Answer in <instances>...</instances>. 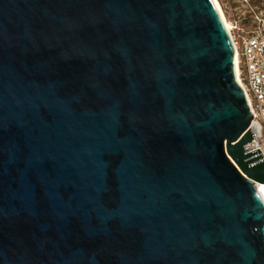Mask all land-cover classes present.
<instances>
[{"label": "water", "instance_id": "obj_1", "mask_svg": "<svg viewBox=\"0 0 264 264\" xmlns=\"http://www.w3.org/2000/svg\"><path fill=\"white\" fill-rule=\"evenodd\" d=\"M214 0H0V264H264V157Z\"/></svg>", "mask_w": 264, "mask_h": 264}, {"label": "built area", "instance_id": "obj_2", "mask_svg": "<svg viewBox=\"0 0 264 264\" xmlns=\"http://www.w3.org/2000/svg\"><path fill=\"white\" fill-rule=\"evenodd\" d=\"M234 40L239 75L252 113L249 127L253 138L244 143V149L259 147L264 157V26L244 35L241 44Z\"/></svg>", "mask_w": 264, "mask_h": 264}, {"label": "rangeland", "instance_id": "obj_3", "mask_svg": "<svg viewBox=\"0 0 264 264\" xmlns=\"http://www.w3.org/2000/svg\"><path fill=\"white\" fill-rule=\"evenodd\" d=\"M231 32L239 44L242 37L256 27L264 26V0H217Z\"/></svg>", "mask_w": 264, "mask_h": 264}, {"label": "bare ground", "instance_id": "obj_4", "mask_svg": "<svg viewBox=\"0 0 264 264\" xmlns=\"http://www.w3.org/2000/svg\"><path fill=\"white\" fill-rule=\"evenodd\" d=\"M214 2H215V4H216L217 8L219 9V12H220V14H221V16H222V18H223L224 24H225V26H226V28H227L229 34H230V37H231V39H232V42H233V44H234V46H235V48H236V44H235V42H234L235 40H234L233 35H232V32H231V28H232L231 23H230L228 20H226V18H225V16H224V13H223V11H222V8H221V6L219 5L218 1H217V0H214ZM235 50H236V51H235V52H236V53H235V70H236V77H237L238 81L240 82V84H241L242 87H243V82H242V80L240 79L239 68H238V64H237V60H238L237 49H235ZM247 99H248V98H247ZM258 185H259L260 188H262V189L264 190V182H260Z\"/></svg>", "mask_w": 264, "mask_h": 264}]
</instances>
